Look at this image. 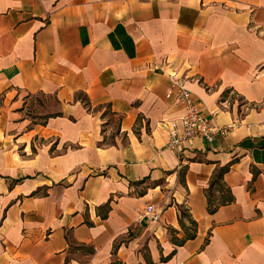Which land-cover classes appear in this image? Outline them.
<instances>
[{
  "label": "crops",
  "instance_id": "crops-1",
  "mask_svg": "<svg viewBox=\"0 0 264 264\" xmlns=\"http://www.w3.org/2000/svg\"><path fill=\"white\" fill-rule=\"evenodd\" d=\"M0 264H264V0H0Z\"/></svg>",
  "mask_w": 264,
  "mask_h": 264
},
{
  "label": "built area",
  "instance_id": "built-area-1",
  "mask_svg": "<svg viewBox=\"0 0 264 264\" xmlns=\"http://www.w3.org/2000/svg\"><path fill=\"white\" fill-rule=\"evenodd\" d=\"M170 78L177 89V102L185 109L180 118L169 122L168 147L171 150L181 151V147L195 139L212 140L218 136H226L233 131L235 123L219 126L213 117L209 118L203 114L187 87V77L173 73ZM153 210L152 206L147 208L148 213H152ZM158 219L159 216L155 214L153 220Z\"/></svg>",
  "mask_w": 264,
  "mask_h": 264
},
{
  "label": "trees",
  "instance_id": "trees-1",
  "mask_svg": "<svg viewBox=\"0 0 264 264\" xmlns=\"http://www.w3.org/2000/svg\"><path fill=\"white\" fill-rule=\"evenodd\" d=\"M184 218H187V215L185 213H181V226L184 227ZM193 225H195V222H192Z\"/></svg>",
  "mask_w": 264,
  "mask_h": 264
}]
</instances>
